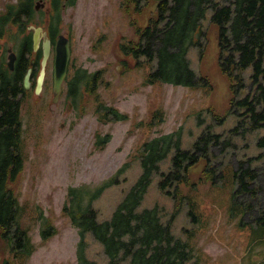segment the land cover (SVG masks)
I'll return each instance as SVG.
<instances>
[{"label": "rangeland", "instance_id": "1", "mask_svg": "<svg viewBox=\"0 0 264 264\" xmlns=\"http://www.w3.org/2000/svg\"><path fill=\"white\" fill-rule=\"evenodd\" d=\"M9 2L18 0H0V12ZM72 13V70L103 73L94 93L81 85L71 109L57 101L49 70L40 93L34 90L39 69L33 72L21 106L25 166L11 183L25 243L10 250L4 240L0 264L2 258L10 264H81V244L87 264H112L105 244L90 230L81 234L65 211L70 187L91 189L116 178L93 201L98 220H110L139 182L143 159L155 149L148 145L166 134L197 158L184 159L182 178L162 187L164 174L174 169V143L137 212L158 210L189 250L186 264H264V125L254 126L240 103L257 85L252 66L236 72L240 78L222 70L212 10L203 19L204 46L188 52L199 79L194 85L155 78L157 58L134 51L142 31L160 16L159 0H79L65 20ZM14 33L4 41L19 51ZM66 86L72 87L70 80ZM245 167L261 172L255 179L247 175L248 188L240 181ZM44 227H53V234L45 236ZM117 264H131V257Z\"/></svg>", "mask_w": 264, "mask_h": 264}, {"label": "trees", "instance_id": "2", "mask_svg": "<svg viewBox=\"0 0 264 264\" xmlns=\"http://www.w3.org/2000/svg\"><path fill=\"white\" fill-rule=\"evenodd\" d=\"M33 3L34 0H18L17 3L6 4L0 15L1 36L6 34L8 37L15 25L26 31L28 11ZM209 9L212 10V21L220 29L222 70L229 73L230 77L234 75L240 78L236 72L253 67L252 78L257 85L256 91L240 103L247 106L246 113L251 114L254 126L264 125V0H159L160 16L142 31L134 51L151 60L157 58L153 73L155 78L176 84L198 83L188 52L192 46H204L206 32L202 24ZM160 22L164 24L161 26ZM40 57L41 54L36 65ZM32 58L34 52L31 45L28 49L20 50L17 69L11 76L4 78L0 92V235L14 245V250L24 247L26 235L16 225L19 200L11 183L18 179L25 166L21 106L26 92L24 76ZM102 73V70L89 72L86 68H75L74 76L70 79V91L77 93L84 84L88 92L94 93ZM118 115L121 117L120 113ZM173 138L174 134H166L148 145V149H155L143 159L144 172L139 182L110 220H98L93 201L104 186L116 178L107 179L91 189L70 187L65 211L70 214L81 234L90 230L105 244L112 264L128 257H131V264H186L190 258L186 245L174 236L171 224L161 220L157 209L137 212L153 173L159 170L160 160L167 156L174 143L178 146L174 169L164 174L162 187L182 178L184 159L190 158V162H194L197 158L196 153L180 149L179 142H173ZM206 139L207 136H203L200 141ZM260 144L264 145V138ZM247 175L255 179L261 176V172L243 168L240 175L242 188L250 186ZM43 229L45 236L53 234V227ZM79 258L81 264L88 263L83 244L79 248Z\"/></svg>", "mask_w": 264, "mask_h": 264}, {"label": "flooded vegetation", "instance_id": "3", "mask_svg": "<svg viewBox=\"0 0 264 264\" xmlns=\"http://www.w3.org/2000/svg\"><path fill=\"white\" fill-rule=\"evenodd\" d=\"M79 0H34L32 8L28 11L27 19L29 20V23L26 26V31L21 30L18 25L13 26L12 30H15V33L13 34L15 36V40L17 45H19L18 50L14 51V48L12 46L6 47V41H4V38H6V34L2 35V28H1V22H0V78H1V86H0V92L2 88V84L4 82V78L7 76H11L14 71L17 69V62L19 58V52L22 48L28 49L30 45L33 48L34 52V59L35 63L39 58V63L33 67V72L41 70L42 67V58L44 55V47H45V40L46 36L50 40V54L46 65V74H45V80L43 84V88H45L48 78V70L50 72V80H51V88L53 90V80H54V62H55V52L56 47L58 44L59 37L61 35H64L66 39L70 41V45H72V36L71 33L74 30V14H70L68 17V20H65V12L69 8H75L78 5ZM5 10V8H4ZM3 10V11H4ZM0 12L1 13L3 12ZM66 26L65 32H63L62 28ZM41 27L43 30V36L41 37L39 47L37 50L34 49V34H35V28ZM11 32V31H10ZM31 42V44H30ZM11 49L16 54V60H15V66L12 69L9 66V54L11 53ZM72 60L70 59L69 65H68V74L67 79H65L64 84H68L69 80L74 76L75 68L72 70ZM72 70V71H71ZM73 73V74H72ZM38 77V76H37ZM32 83L33 80H31ZM31 83V84H32ZM62 92L60 93L59 97L57 98V101L60 102L61 100H64L67 102V106L71 109H75L76 106H78V101L80 100L81 91H77V93H73L70 91V89L66 86L64 87ZM37 85V79L35 81V88ZM34 88V90H35ZM2 235H0V252L5 247V242ZM9 249H13V244H8ZM8 261L5 258H2L1 264H7ZM9 264V263H8Z\"/></svg>", "mask_w": 264, "mask_h": 264}, {"label": "water", "instance_id": "4", "mask_svg": "<svg viewBox=\"0 0 264 264\" xmlns=\"http://www.w3.org/2000/svg\"><path fill=\"white\" fill-rule=\"evenodd\" d=\"M43 30L41 27L35 28V34H34V49L37 50L39 47V43L41 40V37L43 36ZM50 54V40L46 36L45 40V47H44V55L42 59V69L40 71V74L38 76L37 86H36V92L40 93L43 89V82L45 78V72H46V65L47 60L49 58ZM71 58V48H70V41L64 37V35H61L58 40V44L56 47L55 52V62H54V93L56 98L59 97L62 86L64 83V80L67 76L68 72V65ZM15 60H16V54L12 51L9 54V66L13 69L15 66ZM35 63V60L31 61V66L28 68L25 77H24V87L26 89L30 88L31 86V77L33 73V65ZM0 86H1V78H0Z\"/></svg>", "mask_w": 264, "mask_h": 264}]
</instances>
